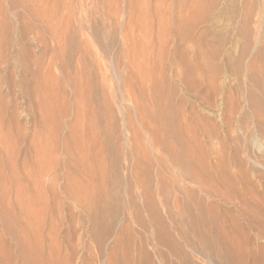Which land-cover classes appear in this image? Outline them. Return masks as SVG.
Returning <instances> with one entry per match:
<instances>
[{
  "label": "bare ground",
  "instance_id": "obj_1",
  "mask_svg": "<svg viewBox=\"0 0 264 264\" xmlns=\"http://www.w3.org/2000/svg\"><path fill=\"white\" fill-rule=\"evenodd\" d=\"M205 1L206 0H137L135 1L137 4L135 3L136 8L134 12V2L132 1V4L131 0L125 1V3H127V6L125 5L127 9H125L127 10L128 20H126L127 23L125 26L120 25L121 38L119 42H121V50L113 56L110 54V56L113 57V65L109 66V64H103L104 62H101V60H99L100 58L98 59L96 57L97 52L93 53L97 60H89L91 65V68H89L90 70L83 73V70L87 68L84 67V69H82L83 67L79 66L80 68L77 70L79 74L76 79L79 80L78 82L81 81L80 87H78L81 93L74 84H71L72 89L70 90L76 106V116H74L75 121L69 126H65L63 122L68 112V106H65V100L62 96L64 93L63 88L61 89L59 82L57 83V76H54L56 74L53 75L54 60L57 59L56 57L59 58L57 54L61 52L56 51L52 47L55 44L57 49V45L61 43L59 39L69 35V31L74 32V34L85 32L91 37L93 43H95L99 38V32L97 31L98 20L97 17L91 18L90 20H87V18H90V15L93 13L97 14L98 11L95 8L91 10L92 13L83 14L80 9L82 8L81 6H78V9L76 8L80 0L76 3L77 5L75 8L73 7L75 4L72 6V0H64V4L61 2L62 13L58 20V12L52 11V8L55 7L56 0L12 1V7L22 8L27 13L29 21L27 24V20L24 19L25 17L23 15V22L26 21V26L21 27L18 31V35L16 36L18 47L15 46L18 48L17 58L19 59V66L23 69L24 73L19 81L21 84L24 83V88H26L25 82L27 81L25 77L27 61L31 69L30 76L33 81H31V87H28V92L30 93V108L28 109L29 114H26L27 119L30 118L31 121V130L29 139L25 140V136H27L25 131L27 128H25L24 124L22 125L21 122L15 120L16 118H12L14 123L12 126L10 125L9 131L4 132L1 128L2 126L0 127V264L54 263L52 259L53 255L50 254V242L52 240V235L53 237L56 236L54 233L57 227L55 229L52 228L51 215L53 212L56 213L57 209H55L56 211L51 209V202L52 207L53 203H55L56 207V205H65L64 203L69 202L74 208L85 213L86 218L89 220L88 222L91 223L88 235L97 238V231H100L98 242H102L105 237L110 234L112 229L111 225L113 224L110 220H104L105 216H103L102 213L100 214V208L105 209V207L109 205L114 212H117L118 205L121 201L125 204L126 214L118 219V224H122L125 229L134 226H140L144 230L150 229L151 237H155L154 241L156 244L169 246L173 250L175 248V243L174 241H170L171 239L168 240L166 220L169 221L171 228L175 231L174 234H176L181 242H184L189 249L196 248L202 251L201 247L194 243L195 241L192 242L188 237L190 233H188L187 236V234H183L180 228H178L180 226L178 221L181 219L177 221V218H179L182 213H185L184 209L187 208L186 203H190L193 200L194 204L196 202V210L200 214L204 212L208 213L207 215L209 216L207 217L206 215V217L208 218L207 222L213 226L211 227L212 229L210 228L212 233L215 232L213 230L214 226H216L214 225L215 223H217V226L222 225H218V220H220L221 223L229 222L233 224L231 221H234L235 215H238L243 221L247 220L250 225H252L255 231L258 232L257 237H262L264 239V234L263 236L259 234L261 230H263L264 233V212L259 207V202H255L257 201L256 199L254 201V196H251L253 199L249 201L241 196L242 193H238V189L235 186L236 179L231 175L232 172L230 174L227 171L230 168L228 169L225 165L228 160L223 159L226 155H224L226 151H224L223 148L225 147L223 145V128L226 127L228 118H231L229 116V111L230 115L233 113L235 116V110L232 109V105L231 110L228 112H226L227 110L225 111L227 101L224 99V88L216 84L219 78L215 77V71L210 68V59L213 60L216 58L219 51L216 47V49H212L213 47L210 48L209 43L204 41L205 34L203 32L195 39L194 19L198 14L196 10H205ZM213 1L214 0H212V2ZM261 3L264 4V0H261ZM2 4L0 5L2 6ZM132 5L134 6L132 7ZM250 9L248 12L245 10V14L243 13L244 11L242 12L243 17H241V19H243L242 23L241 21L240 23L243 25L242 27L245 28L253 17L256 18V26L253 28L255 33L251 31L255 34L254 38L250 34L249 36L253 38L255 46L259 45L257 56L264 60L263 13L258 5L255 9L253 8L254 14ZM18 10L19 9H17V11ZM12 14L14 15V13ZM118 15H116V17ZM108 18L110 19V16ZM2 20L0 21L3 23ZM116 20L117 23L120 22V19ZM122 21L124 20L122 19ZM23 22L20 21L19 25H21V23L23 24ZM60 23L62 25H60ZM6 25L1 24L0 26L6 28L8 27ZM71 26H73L74 30ZM115 26L118 27V24ZM9 28L10 27H8V31ZM117 29L118 28H116V30ZM5 30L7 31V28ZM117 32L119 31L117 30ZM2 33L0 32V38L3 40H0V42L3 41L4 43L5 39V42L10 46V37L8 39L4 30H2ZM1 36H5V38ZM249 36H246L247 41H249ZM71 39L72 38H70V40ZM70 40H68V42H70ZM33 43H35L36 47L41 49V56L45 57V60L41 64L32 50V47H34ZM64 44L68 45V43ZM69 44V46H71V43ZM4 46L6 47V45ZM59 46H61V44ZM2 49L4 50L5 48ZM196 49H199L198 54L196 53ZM81 53V61L82 58H91L92 53L90 55L85 48L81 49ZM4 54L7 55L6 53ZM41 56H39V58ZM5 58L4 62L8 59ZM63 58L64 57L61 58V62L64 61ZM217 58H219V56ZM80 59L78 58V60ZM101 59L104 60L103 57H101ZM68 60L69 59H67V61ZM226 60L228 61V59ZM253 60L254 66L256 60ZM71 61H73V59ZM62 63H60L61 65L59 66L63 69L65 62L63 65ZM80 63L78 64L82 65V62ZM259 63L258 65L261 64ZM62 69H57L60 75L64 73ZM219 69L218 67L216 68L218 73ZM211 70L213 72H211ZM243 71L247 73V75ZM243 71L241 72L246 75V83L249 85L244 92L246 94L245 104H248V106L255 111V117L260 121L262 118L261 116H263L260 111L264 108L262 101L259 99V95L264 96V65L257 66V68H247V72L245 70ZM211 73H213V76H211ZM83 74H86L84 78ZM89 74H93L90 79ZM76 75L77 73H75V77ZM67 78L69 79L70 77L68 76ZM64 79L65 77L63 80ZM64 82L69 84L71 80L67 81L66 79ZM90 83H95L96 86L100 84L102 86V96L106 91L105 94H107V98H105L108 101L103 100L100 104L97 99L98 93L96 91V98L93 102L94 104H92V101L89 99L90 96L89 98L84 96L81 89V84H86V86L91 87ZM235 84H237V82ZM114 87L118 88L120 97V104L116 108V119L112 111V104H114V101L108 98L112 97ZM239 89L240 88H238L237 91L234 90V92L239 93ZM101 90H98L99 93ZM227 94L229 95V93ZM231 97H229V102H231ZM77 99L80 100L82 107H79L81 104H77L79 101H77ZM235 101H237V99ZM238 101H240V99ZM238 101L237 104H239ZM242 101L244 102V100ZM147 103L158 113L157 116L149 113L151 112L149 111L151 107ZM67 104L68 102L66 105ZM125 107L129 108L132 114H128L129 110L126 108V111ZM242 108L244 110V107L241 106V111ZM11 116L13 117L14 115ZM78 117H81V119ZM100 118H102L103 121H101ZM202 121L210 123L211 127L210 131L204 133V137L209 141L214 139L216 145L219 147H217L216 150L213 149L214 152L210 150L211 152L207 155L204 154L205 151L203 150L204 157L202 158H204V160L198 158V154L196 156L197 151H199V153L202 151V146L193 148L197 143L201 145V142L194 140V137H188H191L188 141H192V148L190 145H187L188 148H185V145L180 143V146L176 149L172 147L173 145L164 144L161 140L162 137L159 140L160 136H158L159 133L157 134L158 131H156V128L159 129L158 125H161L163 129L166 128L167 132L169 129L177 131V129H182L180 124H183L185 130H189L190 125H194L195 130L198 131L202 126ZM227 125L229 124L227 123ZM80 126L82 127L80 128ZM258 129L264 134V124H261ZM141 130L144 132L147 145L141 142L144 139H140L142 137L140 134ZM245 132L247 133V131ZM117 133L119 137L116 135ZM177 136H175V138ZM258 139L260 140V138ZM176 141L179 142L178 140ZM253 141L256 142L257 137H253ZM209 143L207 142L208 145ZM202 148L205 149V147ZM209 148L211 149L212 147L210 146ZM207 152L208 151H206V153ZM233 154L234 153L231 155ZM212 155H214V157H212ZM200 156L202 155L199 154V157ZM205 158H207V160ZM211 158L215 161L212 162ZM256 159L257 158H255V160ZM229 161L227 165H229ZM70 170L76 174V178L78 177V179L71 178V175L69 177L67 173ZM107 176L108 181H106ZM106 186H109L108 191H106ZM240 191L242 192V190ZM249 191L253 193L250 194ZM249 191L247 196L255 193L253 190ZM245 194L244 192L243 195ZM250 195L248 197H250ZM252 208L253 211H251ZM198 212L195 213L199 215ZM192 214L194 215V213ZM195 217L198 216L195 215ZM78 220L80 221V219ZM56 221L58 220L56 219ZM196 221H198V219ZM205 221H201V223H205ZM58 222L60 223V221ZM66 222L68 221L66 220ZM123 222L125 223L123 224ZM58 225L59 224H57V226ZM217 226L216 228L218 229ZM195 228L196 233L198 230L197 227ZM64 229L67 228L65 227ZM232 229L235 228L232 227ZM127 231H123V233H127ZM57 232H59V229ZM218 233L223 234L221 231ZM204 236L199 234V237L202 238L200 243H202L203 246L208 244V239L210 238ZM215 236L218 237L219 235L215 232ZM223 239L224 237L222 240ZM54 240L55 237L53 242ZM72 243L73 242L70 244ZM86 244L87 243H84L83 245ZM64 245L66 246L67 244L65 243ZM205 246L208 248L209 244ZM74 247H76V245ZM142 248L143 247H141V249ZM85 250H83V252ZM74 251L76 250L74 249ZM140 254L143 255L142 253ZM54 256L59 257L60 254L59 256L54 254ZM61 256L63 257L64 255ZM81 257L82 256H80V258ZM59 262L57 264H59ZM67 262H64V264ZM93 263L91 262L90 264Z\"/></svg>",
  "mask_w": 264,
  "mask_h": 264
},
{
  "label": "rangeland",
  "instance_id": "obj_2",
  "mask_svg": "<svg viewBox=\"0 0 264 264\" xmlns=\"http://www.w3.org/2000/svg\"><path fill=\"white\" fill-rule=\"evenodd\" d=\"M12 1L13 0H8V2H7V0H0V4L3 3L2 6L0 5V20L5 18L2 20L3 23L0 21L1 22L0 25L1 24L6 25L7 23L8 24L10 23L9 24L10 26L8 24L6 25V26L10 27L9 31H8V27H6L7 28V31H6L5 27L0 26L1 27L0 32L2 33V30H4L5 35H7L8 39H9V37L11 39L10 43H9L11 47L8 46V44L5 42V39H4V43H6V44H4L3 41H1L2 43L0 42L1 43L0 44V50H1L0 54H1V56L3 55L2 57L0 56L1 57L0 58L1 59L0 60V75H1L0 76V106H1L0 107V117L2 118V121L0 118V124H1L0 127L2 126L1 128L4 132L9 131L10 125L12 126L14 123L12 121V118H16L15 120L21 122L22 125L24 124L25 128H27L28 131L27 130L25 131L27 133L26 134L27 136H25V140H27L30 137V130H31L30 118L27 119V117H26V114L27 115L29 114L28 109L30 108V100H29L30 93L28 92V87L29 88L31 87V85H32L31 81H33V80H32V77L30 76L31 69L29 66V62L27 61L26 62L27 69L25 72V77L27 78V81L25 82L26 88H24V83L21 84L19 81L20 78L24 75V73H23V69L20 68V66H19V61H18L19 59L17 58V52H18L17 47H18V45L16 43L17 42L16 36L18 35L17 33L20 30V28L23 26H26L25 20H27V24L29 21H28L27 13L22 8H21L22 9L21 10L18 7L17 8L12 7V4H11ZM18 1H26V0H18ZM74 1L75 0H72V6L75 4L73 6L75 8L76 5L78 4L76 7L77 9H78V6H81L82 8H80V7L79 8L83 12V14H87L95 8L97 9V11H98L97 14L96 13L95 14L93 13L92 15L89 14L90 18L88 17L89 19L87 18V20H90L91 18L93 19V18L97 17V20H98L97 21L98 22L97 31L99 32V34H98L99 38L97 39V41L95 43H93V41L91 40V37H89L87 33L78 32V33L74 34V32L69 31L70 34L67 35L66 37L60 38V36H59V38L61 39V40L59 39V42H61V43H59V45L61 44V46L57 45L58 47L56 49V45L54 44L52 47L56 51H59L63 54V56H62L61 53L57 54V52L55 51L57 56H59V58L56 57L57 59L55 58L56 60H54V67L55 68L53 67V70H54L53 75L56 74L54 76H57V83L59 82V86L61 87V89L63 88V92H64L63 94L64 95L62 94V96L64 97V100H65V106H68L67 107L68 112L66 111L67 116H65V120L63 119L65 126L66 125L69 126L73 123V121H75L74 116H76V106H75V103L73 101V96L71 94L70 89H72L71 84L72 85L74 84L78 90L80 89L78 87H80L81 81L78 82L79 80L76 79L78 74H79L77 71L78 68H80L79 66H82L83 67L82 69H84V67L87 68V69L83 70V73L84 72L86 73L88 70H90L89 68H91V65L89 63V60L90 59L97 60L95 58V55L93 54V53H97V52L98 53H97L96 57L98 59L100 58L99 60H101V62L103 61L104 62L103 64L106 63V64H109V66L113 65V57L112 56L114 54H116L119 50H121V42H119V40L121 38V28H120L121 26L120 25L125 26V24L127 23L126 20H128L127 10H126L127 9V7H126L127 3H125V1H127V0H124V1L123 0H80L79 3H77L78 0H76L75 2ZM132 1L134 2V5H135V6L132 5V7L134 6L133 7V12H134L135 11L134 9L136 8V4H137L135 1H137V0H135V1L131 0V2ZM214 1L212 2V0H206L205 1V8H206L205 10L200 11L196 7V9H197L196 11L198 14L196 13L197 15L194 19L195 20L194 34H195V39H197L200 36V34L203 32L205 34V35L203 34L204 35V41L209 43L210 48H212V47H213L212 49L217 48V50L219 51L218 52L219 54H217L219 56V58H217L218 57L217 56L216 58H214L215 60L210 59V68L213 71H215V73H216L215 77L219 78L217 80L216 84L221 85L224 88V99H226V101H227V104L225 105V111L227 110L226 112H228L229 110H231L232 105H233L232 109L235 110V113H234L235 116L233 115V113H232V115H230V111H229V116L231 118H228V121H230V122L226 121V127L223 128L224 129L223 130V137H224L223 142L225 143V144L223 143V145L225 147H223V146L222 147L224 148V151H226V153L224 152V155L225 154L226 155H225V157H223V159L228 160V161L230 160L229 165H227L228 161H226L227 163L225 162L226 163L225 165H226V167H228V169L230 168L229 169L230 171L229 170H227V171L230 174L232 172L231 175H233L234 178L236 179L235 182L237 185L235 184V186L238 189L237 190L238 193H240V194L242 193L241 196L248 199L249 201L253 198H254V201L256 199L257 201H255V202H259V204H260L259 207L264 212V209H263V207H264V134H262V132L259 131V129H258L261 124H264V117H263L264 116V112H263L264 108L262 111H260L261 114L263 115V116H261L262 118H261V120H260L261 122H260L259 119H257L255 117L256 116V113H254L255 111H253V109H251V107L248 106V104H245L246 103V96H245L246 94L244 92L246 91V87H249V85L246 83L247 73H245L243 71V70L246 71V69L250 68V67L251 68L252 67L257 68V66L259 67L261 65H264V60L260 59L257 56L259 45H257L258 46L257 47L254 45V42H253V38L255 35L254 34L255 30L253 28H255V26H256L255 25L256 18L253 17L254 20L252 19L250 21V23L247 24V26L245 28H243L242 27L243 25L241 24L242 19H243V18L241 19V17H243V15H242L243 13L245 14V10H247V12H248V10L250 8H252V9H250V11L252 10L251 12L254 14V9L258 5V7L262 10V13H263V15H262V27H263V34H264V17H263L264 16V12H263L264 11V8H263L264 4L261 3V0H218V1L216 0L215 2ZM245 1H246V3H245ZM253 1H254V3H253ZM61 2H63L62 4H64V0H56L55 7L52 8L53 12L54 11L58 12L57 13L58 14V20H59L61 13H62ZM133 2H132V4H133ZM123 4H124V6H123ZM253 4H255V5H253ZM60 5H61V7H60ZM245 6L248 8H246ZM249 6H250V8H249ZM244 8H246V9H244ZM17 9H19V10L17 11ZM13 11H15V12H13ZM123 12H125V13H123ZM12 13H14V15ZM21 13H23V14H21ZM118 13H119V15H118ZM3 14H5L6 16ZM53 14H55V13H53ZM125 14H126V16H125ZM23 15L25 18L23 17ZM105 15L106 16L109 15L110 19L108 18L109 16L106 17ZM116 15H118V16L116 17ZM19 16H22V17H19ZM23 18L25 19L24 20L25 22H23ZM115 18L120 19V22L117 23V20ZM122 19L124 21H122ZM20 21L23 22V24L21 23V25H19ZM240 21H241V23H240ZM57 22H59V21H57ZM24 23H25V25H24ZM116 24H118V27L115 26ZM60 25H62V24L60 23ZM18 26H19V28H18ZM71 27L73 29V26H71ZM116 28H118L117 30L119 32H117ZM10 31H11V34H10ZM251 31L252 32L254 31V33H252ZM117 33H120V34H117ZM8 34H10V35H8ZM249 34L251 36H253V38L251 36H249ZM2 35H3V33H2ZM72 35H75V36H72ZM247 35L249 36V41H247V39H246ZM1 37L5 38V36H1ZM11 37L14 39H12ZM69 37L72 38L71 39L72 41L70 40ZM113 38H114V40H113ZM62 39H66V40H62ZM67 39L70 40V42H68ZM0 40H3V39L0 38ZM83 40L84 41L86 40V41L84 42ZM11 41H12V43H11ZM247 42L248 43L251 42L252 44L251 43L248 44ZM64 43H68V45H66ZM69 43H71V46H69L70 45ZM33 44H34V47H32V50H33L35 56L39 59L40 64H41L45 60V57L41 56V49L36 47L35 43H33ZM74 44H76V45H74ZM4 45H6V47ZM86 45H87V47H86ZM62 46H64V47H62ZM89 46H90V48H89ZM60 47H61V49H60ZM2 48H5L4 50L6 52ZM82 48L83 49L85 48L86 51H88V53H90V55L92 53L91 58H87V59L82 58V61H81L80 56H82V53H81ZM60 50H62V51L64 50V51L62 52ZM196 50H197L196 53L198 54L199 49H196ZM89 51H91V52H89ZM3 52L6 53L7 55H5ZM69 53H70V55H69ZM102 54H105V55H102ZM110 54L112 56H110ZM246 54L249 56H247ZM60 55L62 57H64L63 58L64 61H62V62L63 63L65 62L64 63L65 66L61 62L62 57ZM99 55L101 57H103L105 61L103 59H101V57ZM39 56H41V57L39 58ZM5 57L8 59H6ZM77 57L80 60H78ZM4 58L6 59L5 62H4ZM67 59H69L68 60L69 62L67 61ZM72 59H73V61H71ZM226 59H228V61ZM253 59H255L256 61ZM252 60L255 61L254 66H253L254 62H252ZM259 61L261 64L259 63ZM66 62H67V64H66ZM77 62L78 63L82 62V65H80L81 63L78 64ZM55 63H56V65H55ZM60 63H62L63 69L61 66H59V65H61ZM258 63L260 65H258ZM67 65L70 67H68ZM247 65L248 66L250 65V66L248 67ZM215 67L216 68L218 67V69L220 68L219 73L217 72ZM245 67H246V69H245ZM56 68L58 70L62 69V72H64L65 74L63 73V75H60L59 74L60 72ZM67 68H69L70 70ZM212 70H211V72H213ZM238 70H239V72H238ZM241 71H243L246 75ZM57 73H58V75H57ZM75 73H77L76 77H75ZM92 75L93 74H89V79L91 78ZM239 75H241V76H239ZM68 76L70 77L69 79L67 78ZM85 76H86V74H83V78ZM211 76H213V73H211ZM64 77H65V79L63 80ZM66 79H67V81L71 80V82L69 84L65 83L64 81ZM236 82L238 84V87H237V84H235ZM53 84H55V83H53ZM77 84H78V86H77ZM98 85L96 86L95 83H92L91 87H88V86H86V84H84V85L81 84V89L83 91L82 94L88 98L90 96L89 99L92 101V104H94L93 102L95 101V98H96L95 97L96 91L98 93L97 99L100 102V104L102 103L103 100L108 101L106 99L107 94H105L106 93L105 89H104L105 93L102 96V90H101L102 86L100 84H98ZM120 85H121V83H120ZM228 86H229V88H228ZM238 88H240L239 89L240 92L239 91H238L239 93L234 92V90L237 91ZM115 89H116V91H115ZM98 90H101V92L99 93ZM232 91H233V93H232ZM79 92L81 93V90H79ZM227 93H229V95ZM130 95H131V93H130ZM135 95H137V94H135ZM259 96L258 97H259L260 101H262V103L264 105V98H263L264 96L263 95L262 96L259 95ZM229 97H231V102H229L230 101ZM108 98H110L114 101V104H112V107H113L112 111H113V115L115 116V119H116V108L120 104V97H119L118 88L114 87L112 97H108ZM236 99H237V101L240 99V101H238V103L242 107H244V110L242 108V111H241V106L239 104H237V101H235ZM78 100L79 99H77V101ZM242 100H244V102ZM67 102H68V104L66 105ZM234 102H236V103H234ZM230 103H231V105H230ZM77 104L78 105L81 104L80 100L78 101ZM237 105H238V107H237ZM79 107H82V104H81V106L79 105ZM126 108L127 107H125V110H126ZM149 108H148V110H149ZM151 108L149 110L151 112H149V111L148 112L151 113V115L157 116L158 113L153 108L152 109ZM127 110H129L128 114H132V111L129 108H127ZM236 112H239V113H236ZM11 115H14V116L12 117ZM206 115H208V114H206ZM81 117H78V118L81 119ZM100 120L103 121L102 118H100ZM248 121H249V123H248ZM179 122H180V120H179ZM227 123L229 125H227ZM180 125H181L182 129H180V130L177 129V131H175L174 129H173L174 131L172 129H169L168 132L166 131L165 127H164L165 129H163V127L161 125H158L159 129L156 128V131H158L157 134L159 133L158 134V136H160L159 140L162 137L161 140L164 144L170 145V146L173 145L172 147H174L176 149H178L177 147L180 146V143L185 145V148H188L187 145H190V147L192 148V141L191 142L188 141V139L191 138V137L190 138H188V137L192 136L195 138V139L193 138L194 140L201 142V145H200V143H197V141H196V143L199 145H197L195 143L196 145L193 148H195L196 146H197V148H199V146L205 147V149L201 147L202 151L200 150L201 151L200 153H199V151H197L198 153L196 152V156L198 154V156H197L198 158L204 157V154H206V155L209 154V152H211L210 150H212V152H214V150L217 149L218 146L216 145V141L214 139L209 141L208 139L206 140V138L204 137V133L205 132L207 133L211 129L210 123H208V122L205 123V121H202V126H201V128L198 129V131L195 130L194 125H190L189 130H185L183 124H180ZM158 126H156V127H158ZM192 126H194V127H192ZM228 126H229V128H228ZM81 127L82 126H80V128ZM191 129L195 130L196 132L192 131ZM245 129H247V130H245ZM159 130L160 131L162 130V131L160 132ZM228 130H230V131H228ZM245 131H247V133ZM64 133H65V131H64ZM228 133H229V135H228ZM140 134L142 135V137L140 138L142 140V138L145 137L144 132L141 130ZM188 134H190V135H188ZM116 135L119 137L118 133ZM175 136H177V137L175 138ZM229 136H230V138H229ZM253 137H257L256 142L253 141ZM258 138H260V140ZM176 140H178L179 142H177ZM248 140H251V141H248ZM141 142L144 143L145 145H147V140L145 138ZM207 142L208 143L210 142L211 145H210V143L208 145ZM250 142H251V144H250ZM255 145L257 148L255 147ZM210 146L212 147L211 149L209 148ZM242 149H244V150H242ZM203 150L205 151V153L203 152ZM206 151H208V152L206 153ZM232 153H234L233 154L234 157H233V155H231ZM199 154L202 156L199 157ZM244 154H246V155H244ZM212 157H214V155H212ZM255 158H257V159L255 160ZM205 159L207 160V158H205ZM235 159H236V161H235ZM202 160H204V158H202ZM238 160H240V161H238ZM252 160H253V162H252ZM213 161H215V160L212 159V162ZM254 161H256V162H254ZM204 162H206V161H204ZM240 162L242 163V165ZM108 163H109V160H108ZM260 164H262V165H260ZM233 165H234V167H233ZM237 167L238 168L240 167V168L238 169ZM67 174L69 175V177L71 175V178H73V179H78V177L76 178V174L72 170L68 171ZM107 179H108V176L106 178V181H108ZM107 187H108V189H107ZM108 190H109V186H106V191H108ZM240 190H242V192ZM249 190H253L255 193L253 195H250L253 192H251ZM248 191L250 192V194H249L250 197H248L249 195L247 196ZM244 192L246 193L245 195H243ZM251 196L252 197L254 196V197L252 198ZM190 201H191V199H190ZM193 202H194V200L191 201L190 203H186V205H187L186 209L187 210L184 209L185 213H182L179 216V218H177V221H178V219L182 220V221L181 220L178 221V224H180V226L178 228H180V230L183 234L184 233L187 234V236H188V233H190L188 237L192 240V242L195 241L194 243L199 245L201 247L202 251H200L196 248L189 249V247L186 244H184V242H181L179 237L176 234H174L175 231L171 228L168 220H166V225H167L166 227H167V233H168L167 237H168V240L171 239L170 241H174V243H175L174 250L171 249L169 246L156 244L154 241L155 237H151L150 229L144 230L140 226H137V227L134 226V227H131L129 229H125L122 224L121 225L118 224V219L122 218L126 214V207L124 206L125 204L122 201L118 205L119 207H118L117 212L116 211L114 212L113 209L111 208V206H109V205H108V207H105V209H103V208L101 209L99 206L100 214L102 213V215L105 216L104 220L105 221L110 220V221H112L113 224L111 225L112 229H111L110 234L107 237H105V239L102 242H100V241L98 242L99 237H100V231H97L99 234V235L97 234V238L96 237L94 238V237L88 235L89 234L88 232L90 230L89 228H91V223L88 222L89 220L86 218L85 213L74 208L71 205V203H69V202L64 203L65 205H62V204L56 205V207H55V203H53V207H52V202H51L50 203L51 209L53 211H56L55 209H57L56 213L53 212L51 215V219H52V220L50 219L51 220V226L54 229L57 227L55 229L56 232L59 229V232H57L58 234L56 232L54 233V235H56V236H54L55 237L54 242H53V239H54L53 235L51 237L52 243L50 242V246H51L50 247V254L53 255V257H52V259L54 260L53 264H57L59 261H61V262H59V264H64V262H67V261L68 262L65 264H72V263L73 264H90L91 262L92 263L94 262L93 264H97V263H99V264L100 263L101 264H264V239L262 237H257L258 232L255 231V229L252 227V225H250V223L247 220L243 221V219L241 217H239L238 215L237 216L235 215L234 221H231L233 224H231L229 222L228 223L225 222L226 224L221 223V221L218 220L219 221L218 225L219 224H222V225L217 226V223L214 224L218 227V229L216 228V226H214V228H213V230L219 235L218 237H216L215 232L212 233V231H211V229H212L211 227H213V226L207 222V219H208L207 217L209 216V215H207L208 213L204 212V213L200 214L196 210L197 209L196 202H195V204ZM188 205L194 206V207H190ZM184 210H183V212H184ZM186 211H188V212H186ZM251 211H253V208L251 209ZM67 212L70 213L71 215L68 214ZM195 212L196 213L198 212L200 217ZM186 213H188L189 216H191V217H189L188 214H186ZM192 213H194V215ZM56 214H59V215H56ZM78 214H80V215H78ZM106 215H108L109 217ZM195 215L198 216L200 219L198 217H195ZM206 215H207V217H206ZM57 216H59V217H57ZM201 217H202V219H201ZM54 218H56L58 221H60L61 224L58 221H56V219H54ZM191 218L192 219L194 218V219L192 220ZM59 219H61V220H59ZM65 219L68 222H66ZM78 219H80V221ZM197 219H198V221H196ZM54 221H56V222H54ZM201 221H205V223H201ZM69 222H70V224H69ZM189 222H190V224H189ZM56 223L59 225L57 226ZM124 223L125 222H123V224ZM64 224H65V226H64ZM67 224H69V225H67ZM227 224H228V226H227ZM230 224L235 229H232ZM87 226H88V228H87ZM65 227L67 229H64ZM195 227H197V230H198L196 233H195V231H196ZM221 227H224V228H221ZM72 228L74 229V231ZM86 228H87V230H86ZM222 229H224L225 231ZM227 229L230 232L231 231H233V232L230 233ZM190 230H191V232H190ZM84 231L86 234L84 233ZM123 231H125V232L127 231V233H125V232L123 233ZM185 231H187V232H185ZM199 231H200V233H199ZM204 231L206 234L204 233ZM219 231H221V233H223L224 235L218 233ZM199 234H202V236L205 235L204 237H207V238L212 237L211 239L210 238L208 239L209 240L208 241V244H209L208 248L209 249L207 248V246H205L208 244H205L203 246L202 243H200L202 241L201 240L202 238L199 237ZM259 234H262V236H263V234H264L263 230H261ZM66 236H67V238H66ZM87 236H88V238H87ZM63 237H65V238H63ZM194 237H195V239H194ZM223 237H224V239L222 240ZM196 238H198V239H196ZM214 238H215V240H214ZM92 240H93V242H92ZM198 240H200V241H198ZM88 241H89V243H88ZM71 242H73V243L70 244ZM53 243H54V245H53ZM63 243L67 244L66 246L68 247V249ZM74 243H76V244H74ZM84 243H87V244L83 245ZM96 243L98 246L96 245ZM177 243L180 245H178ZM69 245H70V247H69ZM73 245L74 246L76 245V247H74ZM88 245H90V246H88ZM87 246H88V248H87ZM99 246H100L101 250L99 249ZM141 247H143V248L141 249ZM72 248H74L76 251H74V249H72ZM89 248L91 249V251ZM206 249H208V250H206ZM83 250H85L86 252L84 251L85 252L84 253ZM189 250L191 252L193 251L192 254H195V255H192ZM138 251H141V252H138ZM75 252H77V253H75ZM89 252L92 255H90ZM140 253H142L143 255H141ZM54 254L56 256H59V254H60V256L55 257ZM61 255H64L65 257L64 256L62 257ZM80 256H82V257L80 258ZM73 257H75L76 260ZM56 258H58V259H56ZM92 258L94 259V261Z\"/></svg>",
  "mask_w": 264,
  "mask_h": 264
}]
</instances>
